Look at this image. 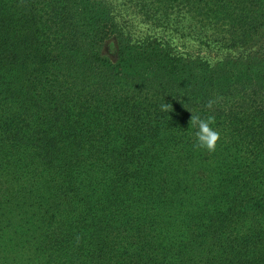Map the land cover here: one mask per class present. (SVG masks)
<instances>
[{
	"label": "trees",
	"instance_id": "16d2710c",
	"mask_svg": "<svg viewBox=\"0 0 264 264\" xmlns=\"http://www.w3.org/2000/svg\"><path fill=\"white\" fill-rule=\"evenodd\" d=\"M263 42L264 0H0V264H264Z\"/></svg>",
	"mask_w": 264,
	"mask_h": 264
},
{
	"label": "rangeland",
	"instance_id": "374dc122",
	"mask_svg": "<svg viewBox=\"0 0 264 264\" xmlns=\"http://www.w3.org/2000/svg\"><path fill=\"white\" fill-rule=\"evenodd\" d=\"M132 23L134 24L135 28L133 29V31H135L136 33L141 32L143 30V27L139 26L136 22V19L132 20ZM263 47H264V42H263Z\"/></svg>",
	"mask_w": 264,
	"mask_h": 264
}]
</instances>
